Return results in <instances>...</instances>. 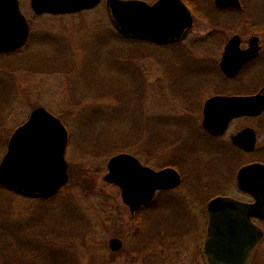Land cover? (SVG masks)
I'll use <instances>...</instances> for the list:
<instances>
[{
    "label": "rangeland",
    "instance_id": "obj_1",
    "mask_svg": "<svg viewBox=\"0 0 264 264\" xmlns=\"http://www.w3.org/2000/svg\"><path fill=\"white\" fill-rule=\"evenodd\" d=\"M18 1L30 30L22 48L0 53V161L13 132L41 107L67 129L68 182L48 201L0 186V264L17 254L33 264H207V204L215 196L250 202L236 175L246 164H264V113L234 120L215 138L202 128V108L213 95L264 86V0H239L240 10L183 0L193 25L179 46L118 35L106 0L59 16L36 15L30 0ZM236 34L242 48L257 36L261 50L229 82L219 64ZM246 126L257 133L253 153L231 143ZM120 153L156 171L177 170L180 186L157 192L140 215L132 214L118 187L103 179ZM254 222L264 233V223ZM115 237L123 246L118 253L109 246ZM249 264H264V237Z\"/></svg>",
    "mask_w": 264,
    "mask_h": 264
},
{
    "label": "water",
    "instance_id": "obj_2",
    "mask_svg": "<svg viewBox=\"0 0 264 264\" xmlns=\"http://www.w3.org/2000/svg\"><path fill=\"white\" fill-rule=\"evenodd\" d=\"M101 0H30L37 14L65 15L95 8ZM218 9H240L239 0H213ZM108 18L116 31L128 38L166 45L184 39L193 18L182 0H157L149 5L138 0H106ZM29 32L18 0H0V52L22 47ZM258 38L240 48V37L232 36L224 47L220 69L233 78L258 54ZM264 111V96H214L204 103L202 127L212 135H222L229 122L238 117H254ZM68 133L62 122L44 108L34 109L27 121L11 135L0 161V185L29 199H48L68 181L65 152ZM245 152L255 148L256 134L245 128L231 138ZM104 181L120 189L121 199L131 212L150 201L158 190L177 187L179 174L173 168L154 171L133 156L118 154L107 162ZM236 184L250 195L246 203L218 196L207 204L208 227L204 254L208 264H248L263 231L253 218L264 220V164L251 163L239 169ZM109 240L112 251L120 247Z\"/></svg>",
    "mask_w": 264,
    "mask_h": 264
},
{
    "label": "flooded vegetation",
    "instance_id": "obj_3",
    "mask_svg": "<svg viewBox=\"0 0 264 264\" xmlns=\"http://www.w3.org/2000/svg\"><path fill=\"white\" fill-rule=\"evenodd\" d=\"M188 35H189V31H188V34H187V36H186V38H184V39H182V40H180V41H177V42H174V43H171V44H166V45H162V46H179V45H181V43H183L184 41H186L187 40V38H188ZM252 37H254V36H252ZM251 37V38H252ZM257 37V36H256ZM251 38H249L248 40H247V43H246V47H244V48H242L241 47V45H242V39H241V37H240V48L242 49V50H245V49H247L248 47H249V42H250V39ZM258 38V37H257ZM27 40H28V37H27ZM27 40H26V42H27ZM26 42L24 43V45L26 44ZM228 42V41H227ZM191 44H194V41H191L190 42ZM227 44V43H226ZM225 44V45H226ZM257 44H258V47H259V50H258V54H257V56L254 58V59H252V60H250V61H248L241 69H240V71H239V73L241 72V70H243V69H245V68H247L248 66H251V65H254L255 63H256V61L258 60V58H259V56H260V50H261V46H260V43H259V38H258V42H257ZM23 45V46H24ZM225 45H224V47H225ZM22 46V47H23ZM21 47V48H22ZM223 50H224V48H223ZM4 53V52H3ZM223 53V52H222ZM221 57H222V55H221ZM222 59V58H221ZM219 66H220V64H219ZM220 68V67H219ZM222 71V70H221ZM223 73V72H222ZM238 73V74H239ZM224 74V73H223ZM225 77V76H224ZM226 78V77H225ZM228 81L230 80V78H226ZM225 79V80H226ZM230 82V81H229ZM257 94H259V95H262V96H264V86H260L255 92H253V93H245V94H243V95H241V96H245V97H249V96H254V95H257ZM214 96H227V95H213V96H211V97H214ZM211 97H209L208 99H210ZM207 99V100H208ZM206 100V101H207ZM205 101V102H206ZM204 102V103H205ZM203 107H204V104H203ZM203 109V108H202ZM262 113H264V111L262 112ZM262 113L260 114V115H258V116H254V117H248V116H244V117H241V118H252V119H254V118H258V117H260L261 115H262ZM202 115H203V110H202ZM240 117H238V118H234V119H232L230 122H229V124H228V126H227V128H226V130H225V132L223 133V134H225L226 133V131H227V129H228V127H229V125L234 121V120H237V119H241ZM245 128H252V127H248V126H246V127H244V128H242L241 130H239V131H242L243 129H245ZM253 129V128H252ZM254 130V129H253ZM238 131V132H239ZM255 131V130H254ZM238 132H236L235 134H233V135H231V138L234 136V135H236ZM206 133H208V132H206ZM209 134V133H208ZM223 134L222 135H219V136H216V135H212V134H209L210 136H213V137H221V136H223ZM255 134H256V142H255V148H254V150L252 151V152H250V153H253L255 150H256V143H257V133H256V131H255ZM230 138V139H231ZM240 150V149H239ZM264 150V149H263ZM245 153V152H244ZM252 163H254V162H252ZM247 165V164H246ZM147 167V166H146ZM148 168H150V167H148ZM152 169V168H151ZM176 172H177V170H175ZM178 173V172H177ZM179 174V173H178ZM179 177H180V183H179V185L177 186V187H175L174 189H176V188H178L179 186H180V184H181V181H182V176L179 174ZM174 189H169V190H163V192H167V191H171V190H174ZM157 192H161V191H157ZM157 192H155V194H154V196H153V198L150 200V201H148L147 203H145V204H143V205H141L140 207H138L135 211H133V212H131L132 214H136V216L139 214L140 215V213H141V210L143 209V208H145L149 203H151L152 201H153V199L155 198V195H156V193ZM215 197H217V196H215ZM250 202H252V199L250 200ZM250 202H248V203H250ZM130 210V209H129ZM254 221H259V222H263L264 223V221H260V220H257V219H253V222ZM254 224H256L255 222H254ZM257 225V224H256ZM161 237H163V235H161ZM119 242H120V247H118V249L116 250V251H114L115 253L117 252H120V251H122V248H123V246H122V241L118 238V237H115ZM160 242H162V241H160ZM260 244V243H259ZM259 244L254 248V250L252 251V253H251V255H250V258H251V256H252V254H253V252L258 248V246H259ZM250 260V259H249ZM248 264H249V262H248Z\"/></svg>",
    "mask_w": 264,
    "mask_h": 264
},
{
    "label": "trees",
    "instance_id": "obj_4",
    "mask_svg": "<svg viewBox=\"0 0 264 264\" xmlns=\"http://www.w3.org/2000/svg\"><path fill=\"white\" fill-rule=\"evenodd\" d=\"M65 188H63L62 190H60L59 191V193H62V191L64 190ZM36 201H43V200H36ZM45 201H48V200H45ZM32 250V249H31ZM33 250H34V252H37L38 254H40L39 253V250L36 248V247H33ZM30 251H29V248H28V255L30 254L29 253ZM17 254V253H16ZM23 254H24V251H23ZM18 256H16V257H14V259L12 260V262H14V261H16V263L17 264H33L32 262H30V258H28V259H25V263L22 261H20L19 260V254H17ZM40 256H42L41 254H40ZM24 259V258H23ZM6 260H9V258L8 259H6ZM20 261V263H18ZM12 262H9V261H7L5 264H11ZM15 263V264H16Z\"/></svg>",
    "mask_w": 264,
    "mask_h": 264
}]
</instances>
